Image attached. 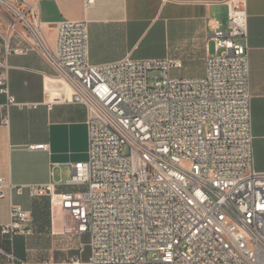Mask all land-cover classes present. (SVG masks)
I'll return each instance as SVG.
<instances>
[{"label": "built area", "instance_id": "2783aa9c", "mask_svg": "<svg viewBox=\"0 0 264 264\" xmlns=\"http://www.w3.org/2000/svg\"><path fill=\"white\" fill-rule=\"evenodd\" d=\"M0 3L7 52L19 38L13 52L35 50L58 72L49 107H87L89 157L68 180L80 189L27 188L61 207L66 233L90 236V264H264V172L254 168L249 53L239 41L248 34L247 0L225 2L229 28L214 23L215 52L195 78L173 75L184 67L176 58L92 64L87 20L58 22L52 49L38 2ZM0 64V114L8 125L11 106L38 104L18 102L10 68ZM24 189L0 178L1 198ZM30 222L27 210L12 205L1 233L11 241L29 236Z\"/></svg>", "mask_w": 264, "mask_h": 264}, {"label": "crops", "instance_id": "0c3cea01", "mask_svg": "<svg viewBox=\"0 0 264 264\" xmlns=\"http://www.w3.org/2000/svg\"><path fill=\"white\" fill-rule=\"evenodd\" d=\"M3 1L38 2L43 34L52 49L58 22L87 20L92 64L128 57L176 58L183 61L182 69L195 70L196 77L205 74L206 58L215 52L214 23L229 28L227 0H94L90 7L87 0ZM3 8L0 3V62L10 68L11 93L20 103L38 106H11L8 125L0 114V178L25 187L22 194L6 190V197H0V264H90V236L66 233L61 207L48 196L32 197L27 188L54 183L60 192L80 189L68 180L73 165L89 157L87 107L77 103L49 107L48 93L58 87V72L35 50L13 52L19 38L11 39L7 52ZM247 10V38L239 41L248 45L249 53L254 168L264 172V0H247ZM53 79L54 84L49 82ZM41 144L49 149L30 148ZM12 205L30 213L33 229V234L18 235L13 241L1 233V226L11 221Z\"/></svg>", "mask_w": 264, "mask_h": 264}, {"label": "rangeland", "instance_id": "374dc122", "mask_svg": "<svg viewBox=\"0 0 264 264\" xmlns=\"http://www.w3.org/2000/svg\"><path fill=\"white\" fill-rule=\"evenodd\" d=\"M197 72L195 70L182 69L181 71H174L173 75L180 78H195Z\"/></svg>", "mask_w": 264, "mask_h": 264}]
</instances>
